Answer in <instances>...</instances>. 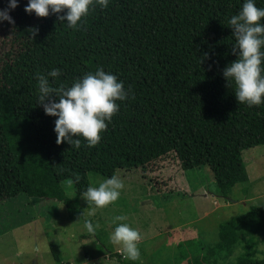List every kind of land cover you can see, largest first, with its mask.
I'll use <instances>...</instances> for the list:
<instances>
[{
	"label": "trees",
	"instance_id": "obj_1",
	"mask_svg": "<svg viewBox=\"0 0 264 264\" xmlns=\"http://www.w3.org/2000/svg\"><path fill=\"white\" fill-rule=\"evenodd\" d=\"M26 3L8 10L12 23L0 21L6 38L0 51V200L24 193L75 210L64 183L84 193L90 171L110 177L117 168L147 169L159 192L192 193L184 170L206 165L224 200L247 180L241 153L264 144V103L238 102L235 85L221 74L235 59L227 21L242 0H109L107 8H92L79 28L56 13H26ZM256 3L264 7V0ZM6 7L0 0V9ZM53 67L60 70L48 77L53 87L70 86L98 67L130 86L95 146L82 137L78 148L56 143V117L37 103V74ZM186 232L169 231L168 240L179 245L190 239ZM257 236L264 241V209L251 206L219 223L218 240L196 247L203 253L185 264H210L230 255L241 239L253 245ZM50 249L61 263L57 246ZM235 264H264V256L243 253Z\"/></svg>",
	"mask_w": 264,
	"mask_h": 264
},
{
	"label": "rangeland",
	"instance_id": "obj_2",
	"mask_svg": "<svg viewBox=\"0 0 264 264\" xmlns=\"http://www.w3.org/2000/svg\"><path fill=\"white\" fill-rule=\"evenodd\" d=\"M4 33H0V51L6 47ZM241 156L248 178L232 187L229 200L216 196L212 172L206 165L184 170L192 193L176 188L159 192L147 169L117 168L114 175L124 184L119 198L96 208L93 215L89 213L94 205L83 198V193L76 194L69 182L63 186L75 210L47 199L37 203V198L24 193L0 200V264H185L191 255L203 253L196 247L206 248L218 240L219 223L244 214L251 206L264 209V144L242 150ZM88 178L90 186H96L107 176L90 171ZM117 215L126 216L123 222L141 233L137 261L125 259L120 246L109 239ZM85 220L97 225L94 233L87 232ZM184 228L191 241L181 238L178 245L168 240L169 231ZM51 244L57 246L61 263L54 259ZM247 252L264 256L260 236L251 246L241 239L230 255L209 263L235 264Z\"/></svg>",
	"mask_w": 264,
	"mask_h": 264
},
{
	"label": "clouds",
	"instance_id": "obj_3",
	"mask_svg": "<svg viewBox=\"0 0 264 264\" xmlns=\"http://www.w3.org/2000/svg\"><path fill=\"white\" fill-rule=\"evenodd\" d=\"M18 2L7 0V7L0 9V21L13 22L8 10L15 8ZM108 5L109 0H27L24 11L40 17L56 13L68 27L79 28L92 8L104 9ZM227 24L235 40L232 44L235 59L225 64L221 74L227 84L235 85L234 95L238 102L259 106L264 103V7H258L256 0H242L239 11L228 18ZM59 75L60 70L55 67L46 75L37 74V103L41 104L45 114L56 117L53 127L56 143L64 141L78 148L82 137L87 146H95L119 109L117 101L128 98L130 86L126 89L124 82L115 74L100 67L75 79L70 86L53 87L48 77ZM123 187L119 175L87 187L83 198L94 205L89 215H93L96 208L114 203ZM126 220L124 215L113 218L115 227L109 239L120 246L125 259L137 261L140 258L138 243L141 233L123 222ZM84 227L88 233H94L97 225L85 220Z\"/></svg>",
	"mask_w": 264,
	"mask_h": 264
}]
</instances>
